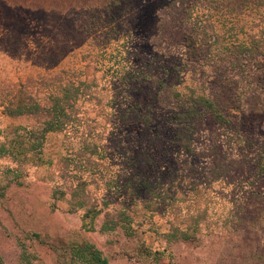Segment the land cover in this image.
<instances>
[{
    "label": "rangeland",
    "instance_id": "rangeland-1",
    "mask_svg": "<svg viewBox=\"0 0 264 264\" xmlns=\"http://www.w3.org/2000/svg\"><path fill=\"white\" fill-rule=\"evenodd\" d=\"M71 80L96 84L103 105L83 104L73 128L21 156L16 149L27 151L43 124L12 110ZM123 84L148 103L165 85L190 87L230 119L208 117L193 133L194 152L170 133L147 147L108 102ZM156 112L161 124L174 113ZM0 146L10 151L0 154V264H23L22 246L34 264H70V249L84 244L108 264H159L145 246L165 252L161 264H264V226L247 223L258 213L264 149V0H0ZM140 152L155 164L142 165ZM145 180L163 183L159 207L147 205ZM80 189L104 212L130 209L136 237L102 232L104 215L86 226ZM172 223L198 224L200 239L169 243Z\"/></svg>",
    "mask_w": 264,
    "mask_h": 264
},
{
    "label": "trees",
    "instance_id": "trees-1",
    "mask_svg": "<svg viewBox=\"0 0 264 264\" xmlns=\"http://www.w3.org/2000/svg\"><path fill=\"white\" fill-rule=\"evenodd\" d=\"M184 43L189 58L191 60L196 59L199 52L194 38L190 35H186L184 37ZM61 74H65L64 71H62ZM47 86L50 89L47 96L36 99L30 98L26 100V102L22 101V103L11 112V114L16 117H23L26 115L37 117L43 124L41 132L32 134L33 139L30 140V146L27 148V151L24 150L25 147L16 149V151L19 150L18 152L21 156H27L26 152L38 153L42 151L48 135L63 133L73 128L78 120V112L80 111L81 114L83 104L96 102L97 105H103V100H105L106 97L99 96L95 88L97 85L93 84V82L87 83L84 81L80 82V80H71L67 82H57L52 85L48 84ZM163 87L164 88L161 90L163 96L160 98L158 97L159 99L156 102L148 103L144 102L142 98L134 101L128 94L127 86L123 84L112 96H109L110 99L108 102L112 105L111 107L123 110L121 113L123 119L130 123L129 126H131L130 128L132 131L135 130V138L141 145L151 147L161 144L164 142L163 133H166V137L167 134L170 133L169 135L174 137L173 139L169 138L173 144L185 148L189 152H194L192 148L195 141L193 136L194 131L206 120H210L211 116L214 114L219 115L218 109L210 99L199 94L198 90L188 87L186 90L189 92L183 93L173 86L170 87L165 85ZM113 91L114 89L112 87L109 93H113ZM119 96H123V98L119 100ZM156 105L166 107L174 112L172 115L165 116L162 124L159 122ZM104 107H107V105ZM219 117L223 121H228L230 119L227 115L223 116V113H221ZM81 119L80 117V123L82 121ZM84 146L86 145L84 144ZM6 149V147L0 146V154L10 153V151ZM213 157L216 158V164L221 166L219 159L217 160V154H213ZM138 158L142 165L144 163L146 165L155 164L151 156L144 152L138 153ZM228 161L232 165L238 163L236 160L229 159ZM256 169V177L253 184L256 185L257 192L254 195L259 208H257L258 210L256 212L258 213L255 218L249 222L247 221V223H250V225L255 228L257 226H264V149L259 155ZM225 175L229 178L230 170H226ZM140 188L151 198L148 200L147 204L150 208L153 205L159 207L161 200H165L163 196H165L164 192L166 191L162 182L156 181L154 183L153 181L145 180ZM133 189L136 188H131L130 192H134ZM74 197H80V204H78V207L86 211L84 216L86 221H88L86 226L94 229L95 221L101 215H104L107 220L101 227L102 232L106 233L108 231L122 229L126 236L136 237L137 231L134 228V218L130 214V209L126 208V206H122V208L114 212L111 210L104 212L102 208L99 209L96 204H93L94 202L90 200L89 194L86 193L85 189H80V193L76 192ZM133 197L134 202L140 201L139 199L135 201L136 198L134 194ZM108 204L111 206V203ZM199 233L200 228L198 224H193V226L191 225L183 229L179 224L172 223L171 229L165 237L169 243H175L178 241H189L190 239L195 240L199 238ZM164 253L165 252H153L146 248V246L142 249V254L155 259L159 264L162 263ZM21 261L23 264H34L32 256L24 246H22ZM70 264H108V260L104 258L102 253L96 250L94 246L84 244L73 246L70 249Z\"/></svg>",
    "mask_w": 264,
    "mask_h": 264
}]
</instances>
